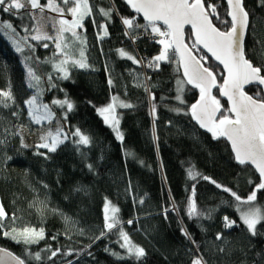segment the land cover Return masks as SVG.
Segmentation results:
<instances>
[{"label": "trees", "instance_id": "obj_1", "mask_svg": "<svg viewBox=\"0 0 264 264\" xmlns=\"http://www.w3.org/2000/svg\"><path fill=\"white\" fill-rule=\"evenodd\" d=\"M46 1L40 3L44 5ZM89 3L92 16L84 19L82 29H77L86 43L71 33H65L60 41L67 57L57 52L49 40L30 37L35 26L28 9L18 10L17 15L0 11V21H8L16 28L19 35L14 38L23 48L22 53L15 52L11 41L0 33V90H9L10 86L14 98V102L7 101L8 107H0V141H3L0 204L7 213V218L0 221L3 224L0 247L23 259L25 264H192L201 257L206 264H264V222L257 225V235L249 233L239 220L234 198L223 191L228 188L246 198L261 182L256 172L247 164H236L222 137L214 139L192 121L189 109L197 98L196 89L184 83L180 93L183 103L176 99L178 82L184 81L176 54L159 62L158 67H148L161 45L146 36L150 26L147 31L143 29L142 36H138L137 28L132 33L137 37L134 42L125 35L121 17H135L125 0H89ZM207 3L217 5L220 17L228 19L224 0H206ZM243 6L249 21L244 54L254 66L264 70V0H243ZM100 8L113 9L110 20L99 14ZM93 19L97 25L107 23L108 35L103 39L98 38L97 33L103 35V31L93 26ZM136 21L147 25L140 17ZM213 23L221 30L230 27L215 19ZM25 26L27 32L23 31ZM25 36L27 40L21 39ZM185 41L214 73L217 83H221L220 67L195 47L188 28ZM118 49L141 62V55L147 59L142 65L133 63L121 57ZM64 59L68 60L64 65L68 79H63V72L55 67ZM73 61H82L89 67L73 66ZM28 68L39 77L38 81H31L36 85L33 88L28 87ZM245 90L249 94L256 92L254 86ZM33 96L37 97L38 105H49L53 115L63 123V134L68 135L55 152L40 147L42 143L24 147L15 132V126L24 124L28 115L24 101ZM114 96L118 104L133 106L118 105L116 109L123 141L116 138L97 112ZM213 96L220 100L222 111L228 115L227 104L219 98L216 88ZM65 98L74 105L66 118V108L52 104L53 100ZM40 112L43 113L42 108ZM77 128L89 136V145L76 146L74 141L78 138L71 133ZM88 165H92L91 170ZM189 167L223 188L200 177L189 179ZM193 185L197 208L204 216L189 218L186 208ZM105 198L111 202L110 207L118 208L116 215L132 244L145 249L146 255L139 261L129 257L117 243L118 231L96 239L104 231ZM257 203L264 209V190L257 192ZM173 205L178 210L169 211L165 219L164 209ZM225 216L237 224L225 228ZM129 220L133 223L128 224ZM26 226L43 228L44 238L38 243H17L12 239V236L19 239L14 229ZM4 232L10 235L5 236ZM218 233L222 237L219 240ZM56 250L57 255L49 259ZM113 252L124 258L118 259ZM36 253H40V260L34 259Z\"/></svg>", "mask_w": 264, "mask_h": 264}, {"label": "snow or ice", "instance_id": "obj_2", "mask_svg": "<svg viewBox=\"0 0 264 264\" xmlns=\"http://www.w3.org/2000/svg\"><path fill=\"white\" fill-rule=\"evenodd\" d=\"M126 3L136 12L142 13L143 18L148 22L147 25H140L135 22V17H121V23L126 26V36H130L134 42L137 37L132 35V33L137 28L147 31L150 26L151 32L161 37L158 43L163 47L159 54L152 58L148 67L151 68L154 65L158 67L159 62L169 60L170 55L174 56L176 53H180L181 62L184 66V76L187 78L186 83L194 85L200 91L199 99L189 109L192 119L201 128L210 132L214 139L226 138L231 143L235 160L239 164L250 163L258 171L261 182L255 185L252 192L246 198H242L231 189L223 188L216 181L211 180L210 177H200V173L195 172L193 167L187 169L189 179L196 180L197 177H200L206 181H210L217 188H223V191L229 192L236 202L235 208L238 212L239 220L246 226L249 233L253 236L257 235V225L264 222V209L257 203V192L264 190V74H262L264 70L261 67L254 66L252 61L247 59L244 54L243 40L249 26V21L248 12L243 6V0H226L228 6L227 16L230 17V20L222 19L217 12V5L212 3H207L206 5V0H126ZM29 8L39 10L40 12L48 8L52 12L59 14L60 18L52 25L58 33L57 37L45 34L43 36H33L32 39L38 41L42 39L56 40L57 51L65 57L68 54L63 51L60 42L64 34L71 33L72 37L81 40L76 30L82 29L84 19L92 16V7L89 0H60L59 4L56 3V0H47V3L44 5L40 3V0H0V11L11 15H17L18 10ZM112 11L113 9H98L99 14L108 20L111 19ZM66 13L71 16V19L66 18ZM29 15L30 18H34L31 13ZM213 19L220 21L222 24L230 25V27L226 31L221 30V28L213 23ZM160 21L163 22L165 30H162L161 25L158 24ZM185 25L191 26L192 33L195 36V43L202 44L223 65V69L227 73L226 76L222 77L223 83H217L214 73L191 55V50L183 41ZM93 26L103 31V35L99 32L97 33L99 39H103L104 36L108 35L107 23L97 25L95 19H93ZM23 31H28L27 26L23 28ZM0 33L5 34L11 41L15 52H23L20 42L14 38V35L19 34L10 22L0 21ZM21 39L27 40L28 37L25 36ZM81 43H86V40H81ZM43 46L45 48L48 47L47 44ZM117 51L121 57H126L133 61V63H140L139 60H136L134 56L123 49H118ZM79 54L82 58L84 57L83 50ZM67 63L68 60L64 59L60 64L55 66L58 71L63 72V79L69 78L68 71L64 67ZM76 65L80 68L89 67V65L82 61H73V66ZM28 77V87H35L36 85L31 81H38L39 77L35 75L31 68H28ZM51 79L52 77L49 76V80ZM108 83L110 86L112 85L111 78H109ZM184 83L185 81H179L177 88L178 94L176 99L180 100L181 103L183 101L180 93L183 91ZM245 86H254L256 88L254 95H249L245 90ZM213 88L218 89L219 94L227 97L230 102L231 106L226 110L229 113L228 115H225L222 111L220 100L212 95ZM145 90L147 91V89ZM152 99L154 100L155 97L153 96ZM8 100L14 102L10 86L8 91L0 90V107H8ZM112 100L113 103L108 104L104 108H98L97 112L104 118V123L109 125L116 133V138L123 141V134L118 130L119 120L114 114L115 102L118 98L114 96ZM24 103L28 106V115L37 124L44 119H50L53 115L49 105L37 104L36 96L25 100ZM52 104L66 108L65 118L67 117V113L71 112L74 108L73 103L67 98L64 100H53ZM119 106L123 108L133 107L131 104L122 102ZM41 108L43 109V113L40 112ZM174 110L177 112L182 111L181 109ZM152 112H155V105L152 107ZM106 113L111 115V121L109 120V115H105ZM217 113H220L219 117L216 115ZM13 115H17V113H13ZM153 123L155 124V121ZM62 134L63 129L57 128L55 135L49 132L47 136H42V140H47L51 137V142L43 143L40 147L48 149L49 152H55L57 147L64 143V140L68 139L67 134H63V139H59ZM71 135L78 138L74 141L78 148L81 145L87 146L91 143L89 136L83 134L79 128L71 133ZM153 139H156L154 126ZM0 143H3V141H0ZM21 143L23 144L22 140ZM23 146L27 147V145ZM40 155L46 154L40 153ZM88 167L90 170L92 169V165H88ZM130 190L131 185H129ZM195 195V185H193L186 208V215L189 218L204 216V213L197 208ZM140 202L143 203V200ZM110 205L111 202L105 198L104 231H101L100 236H97L96 239L104 237L107 232L118 231L120 240L123 242L121 243L118 240L117 243H119L122 249H126L129 257H134L139 261L146 255L145 249L139 245L132 244L129 235L122 230L121 221L116 215L119 211L118 208L114 206L110 207ZM177 210L176 205H173L171 208H165V219H167L169 211ZM109 211H111V215H109ZM5 218H7V213L4 211L3 205L0 204V221H3ZM12 218L14 219L15 217L13 216ZM223 219L225 228H231L237 224L236 220H230L228 216H225ZM127 223L132 224L133 221L129 220ZM0 227H3L2 223H0ZM181 231L185 237L192 241V243H195L185 229H181ZM3 234L5 236L10 235L9 232H4ZM44 235L43 228L37 230L26 226L18 231L19 239H17V236H12V239L17 240V243L31 244L38 243L40 239L44 238ZM221 238V234L218 233L216 239L219 240ZM58 251H52L49 259L56 256ZM105 251H108V249H105ZM112 255L117 256L118 259L124 258L115 252ZM34 259L40 260V253H36ZM0 264H25V261L4 249H0ZM192 264H206V262L201 257L194 259Z\"/></svg>", "mask_w": 264, "mask_h": 264}, {"label": "rangeland", "instance_id": "obj_3", "mask_svg": "<svg viewBox=\"0 0 264 264\" xmlns=\"http://www.w3.org/2000/svg\"><path fill=\"white\" fill-rule=\"evenodd\" d=\"M28 11L34 17L33 21L35 24V30L31 34L30 36L31 38L36 35L43 36L45 34H47L48 36H53V37L58 36V33L52 27V25L55 24L56 21L60 18L58 13L52 12L48 8H45L43 12H40L39 10H35V9H30V8L28 9ZM65 15H66V18L71 19L70 15H68L67 13ZM162 30H164V28H162ZM47 40H49L53 44V46L56 48V40L54 39H47ZM162 47L163 46L161 45V49ZM1 90L8 91L7 88L1 89ZM110 103H113V101H110L109 103H107V105ZM115 103H116V107H115L114 114L119 120V117L116 114V109L119 104L117 101ZM107 105H105L104 107H106ZM104 107H100V108H104ZM105 115H109V120L111 121V115L108 113ZM57 128H63V123L59 120L57 116L52 115L50 119H44L39 124H37L31 119L29 115H27V118L25 119L24 124H18L15 126V132L19 137L20 144L22 146L27 145V147H29L35 143H42V144L50 143L51 137H49L47 140H42L41 137L47 136L49 132L55 135ZM118 130H119V125H118ZM59 139H63L62 135L59 137ZM21 140L23 141V144L21 143ZM21 229L23 228H15L14 230H16L15 232L18 233V231Z\"/></svg>", "mask_w": 264, "mask_h": 264}, {"label": "water", "instance_id": "obj_4", "mask_svg": "<svg viewBox=\"0 0 264 264\" xmlns=\"http://www.w3.org/2000/svg\"><path fill=\"white\" fill-rule=\"evenodd\" d=\"M224 2H225V4H226V7H227V11H228V6H227V3H226V0H224ZM125 3H126V0H125ZM126 5L129 7V9L131 10V12L134 14V15H136V16H138V17H140L144 22H146L147 24H148V22L143 18V14L142 13H138V12H136L134 9H132L127 3H126ZM228 17V16H227ZM228 19L230 20V17H228ZM158 24H160L161 25V27H163V28H165V26H163V22L162 21H160V22H158ZM186 28H188L189 29V31H190V35H191V40H192V42H193V44L195 45V47L197 48V49H199V50H201L208 58H210L211 60H213L219 67H220V69H221V71H222V73H223V76H226L227 75V73H226V71L223 69V65L222 64H220V62L219 61H217L216 59H215V57H213L212 56V54L210 53V52H208V50L206 49V48H204L203 47V45L202 44H197V43H195V36H194V34L192 33V29H191V26L190 25H185L184 26V35H183V41H184V43L188 46V48L191 50V55L196 59V60H198L201 64H202V62H201V60L195 55V53L193 52V50L191 49V47L186 43V41H185V29ZM226 31V30H225ZM245 37H246V35H245ZM244 40H245V38H244ZM244 40H243V49H244ZM176 57H177V59H178V65H179V70H180V73H181V75H182V78H183V80L185 81V83H186V80H187V78L184 76V66H183V63L181 62V58H180V53H176ZM246 57V56H245ZM203 65V64H202ZM204 66V65H203ZM205 67V66H204ZM221 83H223V80L221 81ZM187 84V83H186ZM188 86H190L191 88H194V89H196L197 91H198V95H197V98H196V100L193 102V103H195L198 99H199V97H200V91H199V89L198 88H196L194 85H192V84H187ZM246 87H248V86H245V88ZM215 88H213L212 89V95H213V90H214ZM217 91H218V89H217ZM250 95V94H249ZM218 96H219V98L220 99H222V100H224L225 102H226V104H227V109L228 108H230V102L228 101V99H227V97H224V96H221L220 94H219V91H218ZM192 103V104H193ZM191 104V105H192ZM190 105V106H191ZM189 115H190V117H191V114H190V112H189ZM217 116L219 115V113H217L216 114ZM191 119H192V117H191ZM192 121L195 123V125L200 129V130H202L203 132H206V133H208V134H210V135H212L210 132H208L206 129H204V128H201L200 126H199V124L194 120V119H192ZM223 138V137H222ZM226 142H227V144H228V146H229V148H230V151H231V153H232V156H233V159H234V161H235V163L236 164H239L236 160H235V157H234V152L232 151V148H231V143L226 139V138H223ZM247 165H249L255 172H256V174L258 175V177H259V179H260V181H261V178H260V176H259V173H258V171L255 169V166L254 165H252V164H250V163H246ZM239 165H241V164H239ZM0 249H4V250H6L7 252H10V253H12L11 251H9L8 249H5V248H3V247H0ZM13 255H15L14 253H12ZM16 256V255H15Z\"/></svg>", "mask_w": 264, "mask_h": 264}, {"label": "built area", "instance_id": "obj_5", "mask_svg": "<svg viewBox=\"0 0 264 264\" xmlns=\"http://www.w3.org/2000/svg\"><path fill=\"white\" fill-rule=\"evenodd\" d=\"M136 18H137V17L135 16V22L137 23ZM137 24H138V23H137ZM125 28H126V26H125ZM138 30H139L138 36H142V35H143V29L138 28ZM146 36H147L148 38L154 40V41H157V42L159 41V39H161V37H159L158 34H156V33H152L151 31L147 32ZM141 57H142L143 61H142V62L140 61V64L142 65L143 62H144V60L147 59V58H145V57L142 56V55H141ZM144 58H145V59H144Z\"/></svg>", "mask_w": 264, "mask_h": 264}, {"label": "bare ground", "instance_id": "obj_6", "mask_svg": "<svg viewBox=\"0 0 264 264\" xmlns=\"http://www.w3.org/2000/svg\"><path fill=\"white\" fill-rule=\"evenodd\" d=\"M47 2V1H46ZM46 4V3H45ZM33 19V18H32ZM137 19H138V17H137ZM34 22V21H33ZM34 26H35V24H34ZM34 30H35V28H34ZM34 32V31H33ZM213 61V60H212Z\"/></svg>", "mask_w": 264, "mask_h": 264}, {"label": "flooded vegetation", "instance_id": "obj_7", "mask_svg": "<svg viewBox=\"0 0 264 264\" xmlns=\"http://www.w3.org/2000/svg\"><path fill=\"white\" fill-rule=\"evenodd\" d=\"M246 88H247V87H246ZM246 88H245V89H246ZM248 94H249V93H248ZM250 95H254V93H252V94H250Z\"/></svg>", "mask_w": 264, "mask_h": 264}]
</instances>
